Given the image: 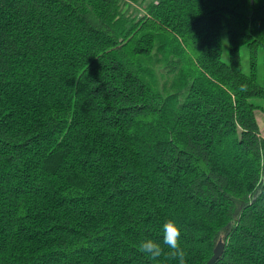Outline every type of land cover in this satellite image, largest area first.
Returning <instances> with one entry per match:
<instances>
[{
	"label": "trees",
	"instance_id": "obj_1",
	"mask_svg": "<svg viewBox=\"0 0 264 264\" xmlns=\"http://www.w3.org/2000/svg\"><path fill=\"white\" fill-rule=\"evenodd\" d=\"M252 97L264 0H0V264H264Z\"/></svg>",
	"mask_w": 264,
	"mask_h": 264
},
{
	"label": "clouds",
	"instance_id": "obj_2",
	"mask_svg": "<svg viewBox=\"0 0 264 264\" xmlns=\"http://www.w3.org/2000/svg\"><path fill=\"white\" fill-rule=\"evenodd\" d=\"M163 245L167 246L169 251L165 252L161 243L152 239H144L138 245V250L145 254L152 261L159 260L162 256L178 261V264H187V251L181 247L180 237L181 228L175 220L169 219L162 226Z\"/></svg>",
	"mask_w": 264,
	"mask_h": 264
},
{
	"label": "rangeland",
	"instance_id": "obj_3",
	"mask_svg": "<svg viewBox=\"0 0 264 264\" xmlns=\"http://www.w3.org/2000/svg\"><path fill=\"white\" fill-rule=\"evenodd\" d=\"M220 39H221V47H222L221 58L223 60H226L227 59V40H226L224 30L221 31ZM239 63H240V67L242 71L247 72L249 70V58H248V53L245 47H242L239 50ZM253 69H254V73H255L257 81L261 82L262 74H263V67H262V50L260 47H258L255 50ZM250 101L259 106L258 108H256V120L259 126L260 133L264 137V119L261 115V110H260V107H264V99L252 97L250 98Z\"/></svg>",
	"mask_w": 264,
	"mask_h": 264
},
{
	"label": "water",
	"instance_id": "obj_4",
	"mask_svg": "<svg viewBox=\"0 0 264 264\" xmlns=\"http://www.w3.org/2000/svg\"><path fill=\"white\" fill-rule=\"evenodd\" d=\"M222 250V244L220 241L216 243L212 250L211 256L208 258V260L205 262V264H213L216 258L219 256Z\"/></svg>",
	"mask_w": 264,
	"mask_h": 264
}]
</instances>
